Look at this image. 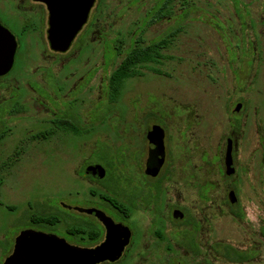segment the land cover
I'll list each match as a JSON object with an SVG mask.
<instances>
[{"label": "rangeland", "instance_id": "1", "mask_svg": "<svg viewBox=\"0 0 264 264\" xmlns=\"http://www.w3.org/2000/svg\"><path fill=\"white\" fill-rule=\"evenodd\" d=\"M6 1L23 11L19 0H0V22L18 42L12 70L0 78V131H4L0 140V262L12 235L22 228L42 227L29 223L30 213L58 210L60 198L68 203L86 197L87 180L82 178L81 181L76 170H80L89 158L106 167L104 183L109 188L119 187L118 196L130 201L132 187L134 191L140 190L141 185L135 181L142 170V154L144 156L146 149L143 130L145 124L154 122L161 123L166 129L164 174L171 183V202H178V206L199 222V237L206 256L194 258L192 262L177 246L171 253L162 254L179 260L186 258V264H264V237L260 234L264 224V123L261 130L259 121L264 112H259L257 104L263 103L264 99H257L258 89L252 83L250 116H241L239 120L236 174L228 177L224 173L223 156L233 118L223 93L231 88V81L229 77L221 76L216 86V82L206 76L213 74L212 67L206 64V69L195 68L198 61L207 62L215 52H222L213 43L214 37L216 41L218 39L217 30L222 27L219 32L224 35H228L224 28H229L230 35L237 32L239 19L233 8L205 7V10L202 7L204 0H194L182 10L184 5L175 0L171 20L167 22L161 18L160 23L150 27L145 34L146 37L162 34L171 26L176 38L168 51L173 58L161 65L166 74L130 77L118 101L109 104L107 98H101L100 84L105 83L123 55L105 59L101 47H95L100 40L98 31L104 29L105 37L113 43L120 30L125 34L122 48L126 47L132 38V20L153 5L154 0H139L132 4L131 0H98L101 8L96 20L98 30L92 28L86 33L83 43L94 45L84 56L79 54L82 42L66 53L53 52L47 41L45 23H33L30 28L23 26V33L22 24ZM250 1L249 16L255 25L260 24L264 12L257 5L263 2ZM36 9L27 10L21 19L35 21L38 17ZM184 22L192 24L179 28ZM257 29L258 25L252 29V35ZM128 30L130 32L126 34ZM199 39L204 40L201 46L197 44ZM59 74L61 80L69 79L68 85H62V90L55 80ZM87 74L91 89L81 91L78 85ZM73 94L79 95L78 100L84 98L86 105L80 110L83 120L79 127H84V120L90 123L93 135L86 143L88 151L74 154V138L67 132L53 134L47 140L31 138L51 124L47 123L51 114L43 104L51 107L50 102L57 97L72 99ZM216 95L220 99L219 107L215 102ZM11 105V110L20 108L9 113ZM138 117L141 123L135 122ZM84 144L81 139L77 147L83 149ZM233 184L245 214L242 219L230 214L226 196ZM202 187H208L210 191L209 199L204 201L200 197ZM213 240L250 249L253 258L242 263L212 258L208 253ZM131 251L130 256L134 259L132 248ZM155 258L152 259L156 262L164 260Z\"/></svg>", "mask_w": 264, "mask_h": 264}, {"label": "flooded vegetation", "instance_id": "2", "mask_svg": "<svg viewBox=\"0 0 264 264\" xmlns=\"http://www.w3.org/2000/svg\"><path fill=\"white\" fill-rule=\"evenodd\" d=\"M138 1L139 0H131L130 3L132 4ZM174 1L175 0H154V4L150 7H147L143 14L137 15L131 22V32L130 30L126 32V34L128 32L132 34V38L130 39L131 41L126 47L122 48L125 42L122 38L125 35L124 33L122 34V32L119 30L118 36L112 43V41L107 40L105 37L106 34L104 29L103 32L101 30L98 31V40H100L98 45L95 47H101V53L105 59H109L113 55L116 58L117 56L123 55V59L128 54V52L132 50L133 59L135 61V74L133 75L134 78L142 76H161L166 74L161 68V65H165V63L173 58V56L170 55L168 51L170 50L172 40L176 38L175 35L173 36L171 26L164 30L162 34L157 33L150 37H146L145 34L150 27L160 23L161 18L167 22L171 20ZM192 1L194 0H178V2L184 5L182 6V10L184 7L192 5ZM248 1L250 0L203 1L202 7H204L205 10V7L220 8L228 6L233 8L234 13L237 14L236 16L239 19V24L236 26L237 32H234L231 35L229 34V28H224L227 29L228 35H224V33L222 34L219 32L222 30V27L220 30H217L219 34H217L218 39L216 41L214 37L213 43L216 45V49L222 50V52H220V54L215 52V56L212 55L209 61H198L195 66L196 70L199 69L198 67H200L202 70L206 64L212 67L214 70L212 71L213 74L211 75L207 73L206 76L216 82V86L219 85L217 83V79H219L221 76L229 77V81H231V88L226 89L227 94L226 90L223 93L224 102L230 104V106L228 104V109H231L230 114L233 118V121L230 123V134L226 137L223 156L224 173L228 177H232L236 174L235 156L237 150V140L239 136V120L241 119V116H250L248 107L250 106L251 101L249 98V93L252 83H254L258 89L259 97L257 99H260V97L264 99V16L260 24L255 25L252 22L247 10L248 4L251 2L250 1L248 3ZM19 2L23 8V11L19 10L17 7L18 5L16 4H13L10 1L7 3L12 7V12L19 20V23L22 24V32L24 33L23 26L24 28H30L34 25L33 23H38V25L45 23L47 37V31L49 28V9L47 4L41 0H19ZM25 2H27L30 6L28 7L27 3L26 5H23ZM262 2L264 4V0H257L256 3ZM263 4H259L257 7L264 12ZM27 7L30 9H27ZM33 8H37L35 10L36 13H38V17L35 18L36 22L33 21L34 19L23 21L21 18H23L25 12L32 11ZM100 9L101 8L98 0H93L85 22L74 36L67 50H53L50 47V43L47 38L50 49L55 53L62 54L68 52L72 48L77 47L79 44H82L86 38V33H88L90 29L95 28L98 30V27L96 26V20L98 18ZM242 10L245 12L244 15L242 14ZM184 23L180 24L179 28L183 29L187 24H192V22ZM0 24L7 28L1 22ZM257 25L258 29L254 30L252 35V29H255V26L257 27ZM13 36L18 46L17 39L14 34ZM199 40L197 41V44H200V46L204 44V40ZM93 45L94 44L89 42H84L79 50V54H83V56L87 55V52H91L93 49ZM219 45H221V47ZM124 49L125 53L123 52ZM200 50L204 51L202 48H200ZM12 68L13 65L11 69L4 75H1L0 78L7 76ZM112 71L106 78L107 80L105 83L103 82L100 84V87H102L101 98H107L106 102L109 104L118 101H111L109 99L108 81ZM186 73H188V70ZM259 78L261 79L259 80ZM55 80L56 83H58L59 90H62L61 88H63L65 84L68 85L69 79L61 80L59 74ZM89 81V74H87L86 77L79 83L78 89H81V91L83 89L89 91L91 89V85L88 86ZM72 93L73 92H71V94ZM241 93L244 94L242 95ZM216 94L218 95V93ZM71 96H73L72 99H64L60 96L57 97V100L55 101H49L52 105L51 107L43 104L44 108L48 109V113L51 114V118L47 123H51L50 126H52L53 133L51 136L56 133L57 135H61L63 132H67L74 138V154H79L81 152L85 153L88 151L87 146H89L86 145V143L92 139L91 136L93 135V132L91 131L90 123H86L85 120L83 123L84 127H79V124H81L80 120L82 119L80 116V110L85 105L84 98L78 100V98H80L79 95L78 97H76V94ZM15 102L16 101L13 103ZM215 102L219 107V97H217ZM257 104L260 107H258L260 109L259 112H261V110L264 112V101L263 103ZM11 108L12 105L10 107L9 113H12ZM259 121L260 124H262L260 129L263 130L264 114L260 115ZM135 122L141 123V118H136ZM244 124H247V122L245 121ZM145 125L143 137L145 140L146 149L144 156L142 154V170L135 181L137 184L139 183L141 185L140 190L134 191V186L132 187V197L130 201L128 198L123 199L118 196L119 187L109 188L110 186H107V184L104 183L103 180L107 177L106 167L102 163L90 161L89 158V160H85L80 170H76V174L81 181H83L82 178L87 180V183L85 182V187L87 190L86 197L68 203H65L60 198L57 202L58 210L53 209L54 212L50 211L49 213H40L39 211H35L37 214L35 212L30 213L29 223L37 224L42 227L22 228L17 233L12 235L11 239L8 241L6 255L0 264H3L4 260L13 253L15 249L16 238L24 230H33L63 239L65 243L71 246L94 248L104 242L106 238L107 225L105 224L104 220L107 219H110V221L115 224H120L127 227L130 232L129 241L123 247V250L118 258L114 260H103L95 264H186V258H184V260H179L174 257L171 258L169 254L168 256H164L162 254L171 253L174 251V246L182 249L186 255H188L187 258H189L192 262L194 258L203 257V255L206 256L202 250L203 247L199 237V222L194 220L193 216L184 210V208L178 206V202H171L170 199L171 183L169 178L164 174V169L167 164V150L165 141L166 129L161 123L153 122L152 124ZM47 139L43 137L38 138V140ZM79 139H83V142L85 143L83 149L77 147L78 143L80 142ZM96 139L100 140L98 138ZM229 140L232 166L231 173H229L230 167H227L225 161ZM159 159H162L161 163H159ZM89 167H94V169L88 170ZM101 170L104 171V174L99 177ZM91 182L94 185L91 184ZM237 192L238 190L235 187V184H233V186L229 188L226 197L230 207V214L234 217H239L242 219L244 218L245 214ZM209 194L210 191L208 190V187H205L201 189L200 197L204 201L209 199ZM39 215H51L52 221L36 222ZM179 225H183L184 227L182 229L177 228ZM173 227H175V229ZM260 234L264 237V224L261 227ZM209 245L208 254H210L212 258H222L224 261L231 263H242L244 261H249L254 255L250 249H239L223 240H213ZM131 248L135 253L134 259H132L130 256L132 252ZM234 250L243 252L244 254L248 255V257L244 260L236 261L234 257L235 254L233 253ZM154 257H157L155 259L162 258L164 260H157L156 262L152 259ZM173 260H175V262H173ZM182 261L184 262L182 263Z\"/></svg>", "mask_w": 264, "mask_h": 264}, {"label": "water", "instance_id": "3", "mask_svg": "<svg viewBox=\"0 0 264 264\" xmlns=\"http://www.w3.org/2000/svg\"><path fill=\"white\" fill-rule=\"evenodd\" d=\"M49 9L48 41L53 50L65 51L86 20L93 0H41ZM17 43L13 34L0 24V76L7 73L14 62ZM232 172L230 140L225 157ZM162 159H159V163ZM89 167L88 170H93ZM104 174L101 170L99 177ZM107 234L104 242L94 248L68 245L63 239L33 230H24L16 238L15 249L3 264H95L119 257L128 243L127 227L104 220Z\"/></svg>", "mask_w": 264, "mask_h": 264}, {"label": "trees", "instance_id": "4", "mask_svg": "<svg viewBox=\"0 0 264 264\" xmlns=\"http://www.w3.org/2000/svg\"><path fill=\"white\" fill-rule=\"evenodd\" d=\"M134 74H135V61L133 59V51L130 50L128 54L117 65V67L112 71L109 77L108 91H109V99L111 101L118 100L122 91L124 90L127 79L132 77ZM19 108H14L12 111H15L16 109ZM52 133H53L52 126H49V128L33 134L31 138L38 139L40 137H43L47 139L51 136ZM3 135H4V131H0V139L2 138ZM16 152L18 153V150H16ZM0 184H1V178H0ZM51 219H52L51 215H39L37 217L36 222L39 221L51 222L52 221ZM233 253L235 254L234 257L236 261L244 260L245 258L248 257V255L244 254L243 252L234 250Z\"/></svg>", "mask_w": 264, "mask_h": 264}]
</instances>
